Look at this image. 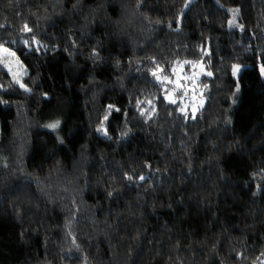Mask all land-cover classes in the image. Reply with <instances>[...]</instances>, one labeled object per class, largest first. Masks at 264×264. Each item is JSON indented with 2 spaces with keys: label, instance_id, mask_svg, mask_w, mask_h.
I'll return each mask as SVG.
<instances>
[{
  "label": "trees",
  "instance_id": "trees-1",
  "mask_svg": "<svg viewBox=\"0 0 264 264\" xmlns=\"http://www.w3.org/2000/svg\"><path fill=\"white\" fill-rule=\"evenodd\" d=\"M0 47V264H264V0H0Z\"/></svg>",
  "mask_w": 264,
  "mask_h": 264
},
{
  "label": "rangeland",
  "instance_id": "rangeland-1",
  "mask_svg": "<svg viewBox=\"0 0 264 264\" xmlns=\"http://www.w3.org/2000/svg\"><path fill=\"white\" fill-rule=\"evenodd\" d=\"M232 20H231V26L235 28H241L242 26L239 25L238 21V14L233 10L232 11ZM235 18V19H234ZM79 33H73V36H75V43L80 46L84 47L85 39L82 38V36ZM0 61L1 63L9 70L10 75L13 77L14 81L18 83L19 85H22V82L24 80V77L26 76V68L20 61V59L16 56V54L6 48V47H0ZM183 68L180 67L177 71L174 72L175 76L171 80H176L175 85L177 89L183 90L185 93V97H188L187 99L183 100L184 96H182V105L185 108H192L191 112L196 113L199 109V106L202 105L204 102V97H198L201 95V92L199 90L195 89V80L194 76L191 71L187 72L185 69L186 63L182 64ZM183 69V72H181ZM197 73L201 76V74L205 73V70L203 68V65L198 66ZM185 86V88H184ZM188 90V92H187ZM194 92V95H190V92ZM171 99V97H170Z\"/></svg>",
  "mask_w": 264,
  "mask_h": 264
},
{
  "label": "snow or ice",
  "instance_id": "snow-or-ice-1",
  "mask_svg": "<svg viewBox=\"0 0 264 264\" xmlns=\"http://www.w3.org/2000/svg\"><path fill=\"white\" fill-rule=\"evenodd\" d=\"M234 19H235V18H234ZM230 23H232V22H230ZM24 30H25V31H31V29L28 28L27 25L24 26ZM25 43H27V41H25ZM238 70H239V69H238V66H234V74H235V72H237ZM262 71H264V68H262ZM153 75H155V73H153ZM209 75H211V73H209ZM21 87H23V85H21ZM172 102L174 103L175 101H172ZM51 127H56V125H52ZM128 179H129V180H132L133 177L129 176ZM140 179L143 180L144 177L141 176Z\"/></svg>",
  "mask_w": 264,
  "mask_h": 264
}]
</instances>
